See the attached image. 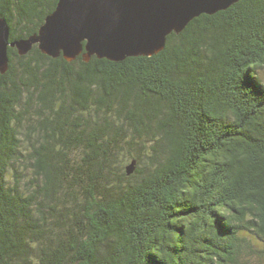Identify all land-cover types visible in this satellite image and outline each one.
Returning a JSON list of instances; mask_svg holds the SVG:
<instances>
[{"label":"trees","instance_id":"16d2710c","mask_svg":"<svg viewBox=\"0 0 264 264\" xmlns=\"http://www.w3.org/2000/svg\"><path fill=\"white\" fill-rule=\"evenodd\" d=\"M57 1L0 0L10 40ZM263 262L264 0L194 17L150 56L8 46L0 264Z\"/></svg>","mask_w":264,"mask_h":264},{"label":"water","instance_id":"95a60500","mask_svg":"<svg viewBox=\"0 0 264 264\" xmlns=\"http://www.w3.org/2000/svg\"><path fill=\"white\" fill-rule=\"evenodd\" d=\"M238 0H58L37 33L11 41L9 25L0 18V72L8 65V46L20 54L34 43L42 53L67 61L82 54L89 60H122L161 51L167 35L181 31L201 14H214ZM84 50V52H83ZM135 161L127 166L134 169Z\"/></svg>","mask_w":264,"mask_h":264},{"label":"rangeland","instance_id":"374dc122","mask_svg":"<svg viewBox=\"0 0 264 264\" xmlns=\"http://www.w3.org/2000/svg\"><path fill=\"white\" fill-rule=\"evenodd\" d=\"M264 263V262H263Z\"/></svg>","mask_w":264,"mask_h":264}]
</instances>
